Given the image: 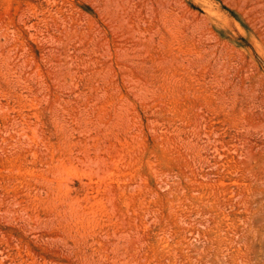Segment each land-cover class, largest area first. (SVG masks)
Masks as SVG:
<instances>
[{"label": "rangeland", "instance_id": "rangeland-1", "mask_svg": "<svg viewBox=\"0 0 264 264\" xmlns=\"http://www.w3.org/2000/svg\"><path fill=\"white\" fill-rule=\"evenodd\" d=\"M0 264H264V0H0Z\"/></svg>", "mask_w": 264, "mask_h": 264}]
</instances>
